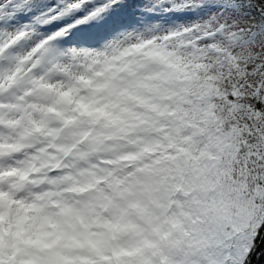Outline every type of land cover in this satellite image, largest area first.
<instances>
[{
	"label": "snow or ice",
	"instance_id": "obj_1",
	"mask_svg": "<svg viewBox=\"0 0 264 264\" xmlns=\"http://www.w3.org/2000/svg\"><path fill=\"white\" fill-rule=\"evenodd\" d=\"M193 17L209 28L218 24L217 34L230 18L233 24L252 18L254 24L230 39L242 46L264 44V0H0V93L15 87L34 61L56 66L69 56ZM259 87L264 91V82ZM126 91L104 84L62 123L72 130L83 121L105 120ZM253 99L256 109L264 105V99ZM10 108L22 110L20 104L0 103V121ZM254 120L253 167L245 166L238 176L223 170L234 133L223 132L219 120L205 116L190 137L171 138L172 155L141 152L134 171L113 169L84 180L64 177L75 195L30 193L34 167L15 169L7 183L0 171V220L15 205L35 212L41 227L102 225L105 248L112 254L109 264H251L264 244V113L254 112ZM210 152L216 154L212 160ZM0 264L39 261H23L0 248Z\"/></svg>",
	"mask_w": 264,
	"mask_h": 264
},
{
	"label": "rangeland",
	"instance_id": "obj_2",
	"mask_svg": "<svg viewBox=\"0 0 264 264\" xmlns=\"http://www.w3.org/2000/svg\"><path fill=\"white\" fill-rule=\"evenodd\" d=\"M255 22L240 17L233 24L230 18L225 31L217 34L218 24L209 28L204 19L193 17L104 49L69 56L56 66L36 61L27 64L19 83L0 93V103L20 104L22 108H10L8 118L0 121V171L5 173L4 182L15 169L29 168L39 155L41 168L37 167L34 173L44 178L43 189L34 190L35 178L30 180L33 185L28 186L29 192L75 195L64 177L72 175L84 180L89 175L99 177L111 171L106 159L109 155L119 152L125 162L135 143L146 146L153 134L180 117L196 122L209 110L221 111L212 97L224 98L223 94L231 92L240 98L239 106L249 105L247 99L251 96L264 99V91L259 87L264 82V68L258 69L264 65V44L242 46L230 39V34L239 35ZM179 75L183 79L191 77L192 81L187 97L175 105L171 82ZM108 83L130 89L112 115L96 122L83 121L72 130L66 128L62 121L71 115L77 103ZM62 93L69 95L62 98ZM58 100L61 102L57 103ZM225 107L233 121H238L237 107ZM252 109H242L243 122H236L234 127L239 128L241 135L235 132L230 140L232 144L235 139L249 136L252 143L237 153L230 150L226 154L223 170L236 176L245 166L253 167L249 145L256 143L255 120L254 113H248ZM47 144L51 148L42 150Z\"/></svg>",
	"mask_w": 264,
	"mask_h": 264
},
{
	"label": "clouds",
	"instance_id": "obj_3",
	"mask_svg": "<svg viewBox=\"0 0 264 264\" xmlns=\"http://www.w3.org/2000/svg\"><path fill=\"white\" fill-rule=\"evenodd\" d=\"M36 215L14 205L7 219L0 220V248L16 252L20 260L39 264H109L112 254L105 248L106 229L102 225L87 229L41 227Z\"/></svg>",
	"mask_w": 264,
	"mask_h": 264
},
{
	"label": "trees",
	"instance_id": "obj_4",
	"mask_svg": "<svg viewBox=\"0 0 264 264\" xmlns=\"http://www.w3.org/2000/svg\"><path fill=\"white\" fill-rule=\"evenodd\" d=\"M190 79H183L182 76H177L176 79H174L171 82L172 85V100L175 105H177L178 102H182L187 97V89H189ZM224 98H218L217 95L215 97H212V101L215 103L217 109H220L221 111H208L206 114L202 116V119L206 116L208 120H219L221 128L223 132L225 133H234L238 132L240 135V130L238 127H235L236 122H243L242 121V109L246 107H252V111L249 115H252V113L259 111L261 112L263 109V106H261L260 109L255 108V101L253 99L254 96L249 97L247 106H239L241 100L239 97H235L231 95V92L223 94ZM227 104H233V107H237V112L235 114V117L238 121H233L234 118H231L229 115V110L226 109ZM225 109H224V108ZM229 108V106H228ZM199 122L197 120L194 122L193 120L187 118L186 116H182L179 119H177V122H174L172 124H169V126H166L164 130L159 131L158 133L153 134L149 139L146 146L143 145H136L132 151H130L129 158H131L129 161H127L126 166L128 167V171H134L135 167L138 164L139 160V154L141 152H144L145 155H157V154H164V155H172L173 154V145L171 138L173 136H178L180 138H186L190 137L192 135L193 131V125H196ZM233 127V128H232ZM200 140H206V137H200ZM243 140L235 139L232 141V144L230 141L227 144V147L225 149V156L226 154L231 150L235 153L240 150V148L246 147V144L252 143L250 141L249 136L242 137ZM250 140V141H249ZM246 141V142H245ZM230 144V145H229ZM232 145V146H231ZM146 147V149H144ZM210 159L212 157H215V152H210ZM127 171V172H128ZM251 264H264V244L260 246L258 251L255 253L254 258L252 259Z\"/></svg>",
	"mask_w": 264,
	"mask_h": 264
},
{
	"label": "bare ground",
	"instance_id": "obj_5",
	"mask_svg": "<svg viewBox=\"0 0 264 264\" xmlns=\"http://www.w3.org/2000/svg\"><path fill=\"white\" fill-rule=\"evenodd\" d=\"M1 149H2V148H1V146H0V154H1Z\"/></svg>",
	"mask_w": 264,
	"mask_h": 264
}]
</instances>
